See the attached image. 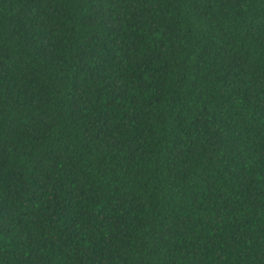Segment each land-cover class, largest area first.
<instances>
[{"label": "trees", "instance_id": "obj_1", "mask_svg": "<svg viewBox=\"0 0 264 264\" xmlns=\"http://www.w3.org/2000/svg\"><path fill=\"white\" fill-rule=\"evenodd\" d=\"M0 264H264V0H0Z\"/></svg>", "mask_w": 264, "mask_h": 264}]
</instances>
